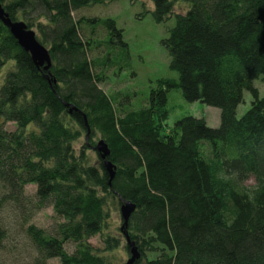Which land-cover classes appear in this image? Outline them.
Returning <instances> with one entry per match:
<instances>
[{"label":"trees","instance_id":"1","mask_svg":"<svg viewBox=\"0 0 264 264\" xmlns=\"http://www.w3.org/2000/svg\"><path fill=\"white\" fill-rule=\"evenodd\" d=\"M111 1L0 0L51 60L37 65L0 20V264H119L125 233L134 264H264V0H149L158 23L175 15L163 44L178 78L143 96L104 86L131 68L129 46L115 20L80 10ZM173 90L220 108V126L170 125ZM121 198L136 205L124 232ZM47 208L44 228L33 219Z\"/></svg>","mask_w":264,"mask_h":264},{"label":"rangeland","instance_id":"2","mask_svg":"<svg viewBox=\"0 0 264 264\" xmlns=\"http://www.w3.org/2000/svg\"><path fill=\"white\" fill-rule=\"evenodd\" d=\"M186 5L177 4L176 11L181 12ZM154 3L149 0H116L106 3L85 7L80 10L83 16L89 18L113 19L116 21L117 28L123 30L124 41L129 46L131 68L119 73L112 71V75L104 84L106 89L113 93L115 90L137 91L138 95L143 96L149 91L153 81L160 78H178V74L171 67V58L164 39L169 36V29L175 24V15L166 23H158L154 16ZM99 35L103 29L99 30ZM118 52V50H117ZM7 68L0 70V81L4 78ZM256 81L255 85L264 94V83ZM168 106L170 109L169 124L172 125L185 115H193L199 118H205L212 127H219L221 124L222 111L220 108L213 107L202 102H188L184 98L181 90H173L169 93ZM253 97L249 91L244 92V102L238 106L237 116L241 117L251 106ZM144 100L140 98V101ZM14 129L12 124L8 125ZM250 181L248 185H252ZM27 191L33 194L35 186L30 185ZM52 208L44 209L38 212L33 222L41 227L48 228L53 223ZM114 225H121L120 212H114ZM121 229V227H120ZM125 239V238H124ZM91 242L98 247L103 243L99 237H94ZM116 260L119 264H126L130 258L123 248L116 253ZM50 264H61L58 259H53Z\"/></svg>","mask_w":264,"mask_h":264},{"label":"water","instance_id":"3","mask_svg":"<svg viewBox=\"0 0 264 264\" xmlns=\"http://www.w3.org/2000/svg\"><path fill=\"white\" fill-rule=\"evenodd\" d=\"M0 20L4 22V24L9 27L13 36L17 39L19 44L28 51L37 65H44L47 63L46 68L51 65V60L49 57L48 49H46L37 39L36 33L33 30L27 28V26L22 22L12 21L11 18L5 13L4 9L0 6ZM91 135L90 127H88L87 133V141ZM95 150L102 154V158L105 160V167L110 173L111 181L115 176V166L111 161L108 160V156L110 155V149L108 144L103 140H99L97 145L95 146ZM122 200V205L120 208L122 218L124 220L122 225V231L126 229V226L129 223V220L132 214L136 210V205L130 201ZM125 237L130 247V258L126 264H134V262L140 257V252L136 246V244L131 240L128 233H125Z\"/></svg>","mask_w":264,"mask_h":264}]
</instances>
